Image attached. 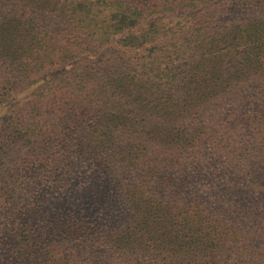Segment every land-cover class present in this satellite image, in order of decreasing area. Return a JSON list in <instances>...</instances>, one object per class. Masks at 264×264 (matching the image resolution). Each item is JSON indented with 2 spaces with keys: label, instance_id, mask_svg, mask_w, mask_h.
<instances>
[{
  "label": "trees",
  "instance_id": "1",
  "mask_svg": "<svg viewBox=\"0 0 264 264\" xmlns=\"http://www.w3.org/2000/svg\"><path fill=\"white\" fill-rule=\"evenodd\" d=\"M189 11L175 57H152L167 31L149 20ZM77 52L28 100L40 124L3 111L4 84ZM0 87V264H264V0H0ZM59 110L85 127L79 190L114 186L123 221L48 208L78 185Z\"/></svg>",
  "mask_w": 264,
  "mask_h": 264
},
{
  "label": "rangeland",
  "instance_id": "2",
  "mask_svg": "<svg viewBox=\"0 0 264 264\" xmlns=\"http://www.w3.org/2000/svg\"><path fill=\"white\" fill-rule=\"evenodd\" d=\"M197 20L195 12H177L169 15H162L158 17H153L149 21L155 22L161 25L166 31L167 35L160 38L156 47L157 50L152 54V57H160L163 62H166L168 58L175 57L171 55L174 53L180 43L181 38L185 37V33L188 32L190 26ZM147 22V21H146ZM62 29H65L62 28ZM68 39L70 36H66ZM74 37V36H73ZM70 43L74 42L69 40ZM66 55V54H65ZM86 56H79V52L74 53L68 59L61 60L60 63L47 71L48 76L46 79L41 78H29V83L21 88H11L5 85V88L9 90V97L5 102H2L3 111L10 112L12 109H18L24 117L26 125L28 123L38 125L41 123L40 119L37 117L38 112L34 111L33 108L27 107L28 100L37 92L40 91L47 81H50L54 76H59L61 74H66L72 70L79 69V66L84 63ZM46 74V75H47ZM2 89V87H0ZM4 89V88H3ZM11 89V90H10ZM1 109V110H2ZM62 111H53V119H51V124L48 126V131H61L64 134L60 136V142L55 147V151L62 150L61 161L63 164L59 167L62 170V174L66 175L68 178H73L76 174L74 184L77 183V190L65 189L68 192H61L58 194L56 190L52 195L45 199L48 202V208L59 215L67 217H78L79 212H82L84 221H95L96 223H111V222H121L126 219L127 215L123 207L122 201L120 200L118 193L115 191L114 186L108 184L107 182L97 183L92 186H85L83 189L79 190V136L85 127L83 125L79 126L78 123L68 124L62 120V116L59 115ZM63 113V112H62ZM67 110L65 113L69 117ZM58 116V118H56ZM48 120V119H47ZM48 122L44 121L40 127H44ZM24 125V124H23ZM85 133V131H84ZM87 190V193L83 192Z\"/></svg>",
  "mask_w": 264,
  "mask_h": 264
}]
</instances>
